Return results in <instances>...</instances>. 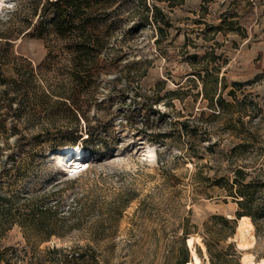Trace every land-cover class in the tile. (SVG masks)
Returning <instances> with one entry per match:
<instances>
[{"label":"rangeland","instance_id":"rangeland-1","mask_svg":"<svg viewBox=\"0 0 264 264\" xmlns=\"http://www.w3.org/2000/svg\"><path fill=\"white\" fill-rule=\"evenodd\" d=\"M52 1L6 0L13 7L0 10V195L12 199L11 215L0 212V264H184L187 228L203 264H212L199 245L202 229L214 215L237 225L238 198L229 193L236 170L244 169L246 183L264 179V0ZM87 47L96 64L80 84L73 75ZM214 65L224 79L208 85L215 95L222 90L224 106L202 97L198 73ZM159 82L164 102L150 106ZM62 86L107 133L98 151L85 146L86 122L46 95ZM180 86L182 101L166 105L167 92ZM201 112L203 126L189 136L183 120ZM160 131L169 136L156 143L150 135ZM74 145L87 151L88 167L72 176L55 154ZM200 169L210 179L201 185ZM53 191L45 201L59 203L57 233L45 238L20 213L29 211L24 197ZM254 197L250 251L259 259L264 186ZM229 244L244 252L229 238L217 264H242Z\"/></svg>","mask_w":264,"mask_h":264},{"label":"trees","instance_id":"trees-1","mask_svg":"<svg viewBox=\"0 0 264 264\" xmlns=\"http://www.w3.org/2000/svg\"><path fill=\"white\" fill-rule=\"evenodd\" d=\"M77 0H54L51 3H71V5H74L76 3ZM170 4L171 7H174L175 4H179V3H183L184 0H167ZM101 0H97V4H100ZM153 9L156 12H161V9L158 6H154ZM162 16L164 17V14L162 13ZM166 17V15H165ZM162 18V22L166 25L170 24V21L168 18ZM156 22L158 23L159 27L161 28L159 19H156ZM162 29V28H161ZM82 54H84V59L85 61H82V59H80V61L77 62L76 66H75V72L73 75L74 80L77 83L80 84H84L86 82V79L89 77V74L92 72V68L93 66L96 64V59L93 58V54L95 52V50H90L88 47L85 48L84 50H82ZM96 53V52H95ZM210 57H214L216 58L214 52L209 53L208 54ZM220 66L218 65H214L212 68H210L209 66L205 67V73L206 75H202L201 73H198L199 76L202 78V83H203V91H202V97L203 99H208L209 100V104H211L212 106L214 105V99H216V103L221 104L222 106H224V99L222 96V90L221 92L217 93L215 95V90L216 88L213 86L209 87L208 83L209 80L212 83H215L219 81V71ZM223 79H220V81L223 82ZM190 82V80H189ZM165 84V82H159L157 84V88L155 89V93L152 97H149V105H157L161 102H164L161 100V94H160V89H162V86ZM183 86H180L178 89H172L170 91L167 92V97H168V101L167 103H165L166 105H170L173 106V101L175 99H179L180 101H182L183 96L182 93L185 92V90L183 89ZM214 91V92H213ZM46 95L50 98L52 97H57V100L55 101L56 103H63L64 105L67 106V109L69 111V113L71 114V117L74 118L77 122H80L81 120H84L86 122V133H87V137L84 138V142H85V146L90 150L92 149L93 151H98L100 149L96 148L95 145H100L103 147V145L107 144L109 141L106 138L107 137V133L103 136V134L101 133V129L97 128L96 126H93L92 124H90V121L87 117V110L83 109L82 106L78 105L74 94H71L70 92H68V90H66V87L62 86L60 88H57V90H50L48 91V93H46ZM201 95L200 92H198V94L196 95V98ZM204 112L200 113V116H196L194 114L190 115L191 118H186L185 120H183V123L185 125V132L186 134H188L189 136H192L195 132H197L200 128H202L203 125L199 124V119L200 117L203 115ZM158 114L160 117L167 115L166 113L160 112V110H158ZM124 117L125 120H121V123L125 124L124 122H130V116L128 114V112H124ZM191 119V120H189ZM193 121L195 124L192 127L189 122ZM133 124H131L132 126ZM144 132L147 133V129H142ZM168 132H156V133H152L150 135V137L154 140V142L156 143H163L166 141V139L168 138ZM81 137V136H80ZM247 141V140H246ZM245 141V142H246ZM247 146V142L246 143H242V144H238L235 145L233 147V151H237L239 149H243L246 148ZM208 148H211V146H209ZM246 173L244 171L243 168H238L236 170V177L234 179V183H232V185L230 184L229 186V193H231V196L237 197L238 198V203H239V210L237 211L238 213V218L241 216H252V218L255 221L256 224V216L253 213L252 209L254 207V204L256 203V199L254 197V192L255 190L259 187V186H264V179H260L258 181L255 180H251L250 182H245V178H246ZM195 180L197 183L204 184L206 182H208L210 179L208 176L204 175V173L202 172V170L200 169V171L195 173ZM222 180H224V178H222ZM57 186L60 185V183L56 184ZM222 185V184H221ZM224 187V186H223ZM57 195L56 191H53L51 193H45L42 197L41 196H29V197H24V206L27 207L29 209V211H25L24 213L21 212L20 214H22V217L24 218V220L26 222H28V224H32L35 226V228L37 230H39L44 236L45 238H50L52 237L54 234L57 233L56 229H55V223H56V218H57V214H58V202H46L45 201V197H50V196H55ZM242 198V199H241ZM12 199L8 198L6 196H2L0 195V212H2L3 214H6L5 216H9L11 215V210L12 207L8 208V211H6V206L5 203L6 202H11ZM27 210V209H26ZM217 220H221L223 222V226L222 227H218L215 228V224L214 221ZM211 221H213V224L210 222H205L204 226H203V231H202V236H203V241L205 243V245L207 246V250L209 252L210 255V260L212 261V264H217L218 260L226 257L229 253L227 251H225L223 248H221L220 243L221 242H225L228 241L229 238L234 237V234L236 233V226L232 225L230 226V220L227 219L224 216H219V215H214L211 218ZM191 230H189L188 228L186 229V234L189 235L191 234ZM229 248L230 250H232V253H230V255L232 257H241L238 254V252L236 251V249L233 250L234 246L232 244H229ZM56 251H60L58 249H56ZM77 253H73L72 257L78 258V257H82L83 254L79 253L78 256L76 257ZM186 262V261H185Z\"/></svg>","mask_w":264,"mask_h":264},{"label":"bare ground","instance_id":"bare-ground-1","mask_svg":"<svg viewBox=\"0 0 264 264\" xmlns=\"http://www.w3.org/2000/svg\"><path fill=\"white\" fill-rule=\"evenodd\" d=\"M6 4V0H4ZM56 163L68 173H78L88 166L87 163V151L81 145L65 146L60 148L55 154ZM231 218L232 216L229 215ZM236 233L232 239L237 241V245L242 250H248L255 246L256 237L254 234L255 226L251 221L250 216H241L238 218V223L236 225ZM197 237L193 234H189L186 237V245L190 249V259L184 264H203V261L198 254L195 243L197 242ZM199 245L207 250V246L204 241H199ZM242 264H264V259L257 261L255 259L254 253L251 251L245 252L242 257Z\"/></svg>","mask_w":264,"mask_h":264},{"label":"clouds","instance_id":"clouds-1","mask_svg":"<svg viewBox=\"0 0 264 264\" xmlns=\"http://www.w3.org/2000/svg\"><path fill=\"white\" fill-rule=\"evenodd\" d=\"M5 7L11 9L13 7V5H11V4L5 5L4 0H0V9H4ZM0 15H3V13L0 12Z\"/></svg>","mask_w":264,"mask_h":264},{"label":"crops","instance_id":"crops-1","mask_svg":"<svg viewBox=\"0 0 264 264\" xmlns=\"http://www.w3.org/2000/svg\"><path fill=\"white\" fill-rule=\"evenodd\" d=\"M200 3H201V1H200ZM256 243V242H255ZM251 249V248H250ZM250 249H248V250H243L244 252L242 253V255L245 253V252H247V251H250ZM242 257V256H241ZM255 259L257 260V261H260V260H262V259H264V258H257L256 256H255Z\"/></svg>","mask_w":264,"mask_h":264}]
</instances>
